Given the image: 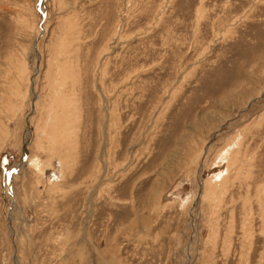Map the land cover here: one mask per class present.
Returning <instances> with one entry per match:
<instances>
[{"label":"rangeland","instance_id":"obj_1","mask_svg":"<svg viewBox=\"0 0 264 264\" xmlns=\"http://www.w3.org/2000/svg\"><path fill=\"white\" fill-rule=\"evenodd\" d=\"M0 264H264V0H0Z\"/></svg>","mask_w":264,"mask_h":264},{"label":"bare ground","instance_id":"obj_2","mask_svg":"<svg viewBox=\"0 0 264 264\" xmlns=\"http://www.w3.org/2000/svg\"><path fill=\"white\" fill-rule=\"evenodd\" d=\"M53 116H54V112H53ZM55 119H56V118H55ZM61 119H62V118H61ZM57 123H58V122H57ZM57 123H56V124H57ZM54 124H55V122H54L52 125H54ZM60 124H61V121H60ZM62 125H63V124H62ZM58 126H59V125H58ZM51 127H52V126H51ZM59 127H61V126H59ZM54 128H55V127H54ZM104 128L106 129V131L104 130L105 133H107V127H106V125H105ZM55 129H56V128H55ZM61 129H62V128H61ZM54 135H56V134H54ZM60 135H61V134H60ZM60 138H61V137H60ZM53 141H54V140H53ZM52 144H53V143H52ZM32 161H33V160H32ZM29 162H30V161H29ZM28 164H29V163H28ZM28 164H27V165H28ZM37 169H38V168H37Z\"/></svg>","mask_w":264,"mask_h":264},{"label":"snow or ice","instance_id":"obj_3","mask_svg":"<svg viewBox=\"0 0 264 264\" xmlns=\"http://www.w3.org/2000/svg\"><path fill=\"white\" fill-rule=\"evenodd\" d=\"M4 163H7L6 161ZM6 175H8V173H6Z\"/></svg>","mask_w":264,"mask_h":264}]
</instances>
